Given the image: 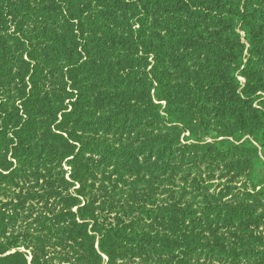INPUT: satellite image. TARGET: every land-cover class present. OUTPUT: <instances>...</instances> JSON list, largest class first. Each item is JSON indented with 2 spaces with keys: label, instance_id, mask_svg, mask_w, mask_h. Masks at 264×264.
I'll return each mask as SVG.
<instances>
[{
  "label": "trees",
  "instance_id": "1",
  "mask_svg": "<svg viewBox=\"0 0 264 264\" xmlns=\"http://www.w3.org/2000/svg\"><path fill=\"white\" fill-rule=\"evenodd\" d=\"M260 147L264 0H0V264H264Z\"/></svg>",
  "mask_w": 264,
  "mask_h": 264
},
{
  "label": "rangeland",
  "instance_id": "2",
  "mask_svg": "<svg viewBox=\"0 0 264 264\" xmlns=\"http://www.w3.org/2000/svg\"><path fill=\"white\" fill-rule=\"evenodd\" d=\"M181 139L186 140V141L192 140L189 133H184ZM258 153H259L260 162L256 168L255 178L257 181H261V180L264 181V147L258 148Z\"/></svg>",
  "mask_w": 264,
  "mask_h": 264
}]
</instances>
